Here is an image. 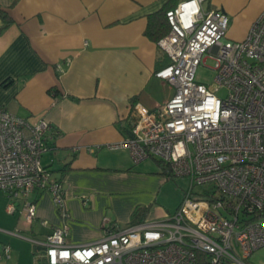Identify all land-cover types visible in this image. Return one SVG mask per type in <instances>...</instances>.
Returning a JSON list of instances; mask_svg holds the SVG:
<instances>
[{
  "label": "built area",
  "instance_id": "1",
  "mask_svg": "<svg viewBox=\"0 0 264 264\" xmlns=\"http://www.w3.org/2000/svg\"><path fill=\"white\" fill-rule=\"evenodd\" d=\"M203 1L182 0L165 13L169 30L157 45L170 61L155 76L173 95L151 110L133 104L129 135L110 145L126 148L134 162L158 159L172 175L190 178L183 199L172 213L112 225L82 245L67 242L65 224L42 240L25 236L44 264H248L264 247V10L243 39L231 40L226 13L203 10ZM206 58L215 61L211 85L195 80ZM57 134L46 119L30 123L0 109V190L9 212L21 203L27 223L35 190L50 191L67 215L63 184L41 162ZM9 250L2 246L5 256Z\"/></svg>",
  "mask_w": 264,
  "mask_h": 264
},
{
  "label": "crops",
  "instance_id": "2",
  "mask_svg": "<svg viewBox=\"0 0 264 264\" xmlns=\"http://www.w3.org/2000/svg\"><path fill=\"white\" fill-rule=\"evenodd\" d=\"M180 1L0 0L12 20L4 26L0 17V109L30 123L46 119L58 131L41 162L62 182L67 210L61 216L51 192L35 190L29 196L35 217L27 223L21 203L9 212V197L0 190V264H44L42 250L25 236L42 240L54 227L67 225V242L82 245L112 225L170 213L156 202L165 182L161 165L160 173L143 169L126 148L110 145L129 135L133 104L151 110L173 95L155 76L162 68L157 57H169L145 29L149 14ZM201 6L224 11L227 38L240 40L264 0H204ZM139 207L145 212L138 219L132 214Z\"/></svg>",
  "mask_w": 264,
  "mask_h": 264
},
{
  "label": "rangeland",
  "instance_id": "3",
  "mask_svg": "<svg viewBox=\"0 0 264 264\" xmlns=\"http://www.w3.org/2000/svg\"><path fill=\"white\" fill-rule=\"evenodd\" d=\"M215 67V61L211 58H206L204 62H201L195 71V80L207 85H211L214 75H215V70L213 69ZM169 94H173L174 90L170 89ZM225 91L223 89L219 90L217 92V95L219 96H224ZM139 163H142V168L143 169H150V170H158L159 165L162 164L161 162L158 161V159H143L139 161ZM166 168V167H165ZM160 173V170L157 171ZM164 177L165 182L160 185L158 188L157 192V199L156 202L158 204L167 206L170 208V213L174 212L176 206L181 202L183 199L186 190L189 187L190 184V178L188 177H179V176H174L170 174L169 176L160 174ZM193 190H198V188L194 187ZM259 249L260 254L259 256L252 255L248 259L249 264H264V247H260Z\"/></svg>",
  "mask_w": 264,
  "mask_h": 264
},
{
  "label": "trees",
  "instance_id": "4",
  "mask_svg": "<svg viewBox=\"0 0 264 264\" xmlns=\"http://www.w3.org/2000/svg\"><path fill=\"white\" fill-rule=\"evenodd\" d=\"M167 10H169V9H165V8L160 9L158 11H155V12L149 14L147 17L148 21H147V26L145 29V35L150 40H152L154 42H158V40L160 38H162L169 30V24L167 22L166 15H165ZM0 17L3 21L4 26H6L7 24H9L12 21L11 17L1 7H0ZM165 58L166 59H164V62H162L161 56L157 57V60H156L157 68L164 67L165 65H167L169 63V60L167 59V57H165ZM160 165L162 168L161 173L163 175L169 176L171 174L169 172V170L167 168H165V166L163 164H160ZM144 212H145V209L143 207H141V208L139 207L133 212L132 216L139 219V218L143 217ZM141 220H143V219H141ZM141 220H136L135 222L141 221ZM35 247L39 248L36 245H35Z\"/></svg>",
  "mask_w": 264,
  "mask_h": 264
}]
</instances>
